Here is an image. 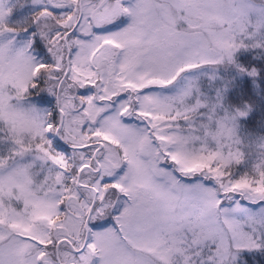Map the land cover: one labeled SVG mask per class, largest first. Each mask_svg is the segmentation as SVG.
I'll return each instance as SVG.
<instances>
[{
	"label": "snow or ice",
	"instance_id": "snow-or-ice-1",
	"mask_svg": "<svg viewBox=\"0 0 264 264\" xmlns=\"http://www.w3.org/2000/svg\"><path fill=\"white\" fill-rule=\"evenodd\" d=\"M30 2L17 26L0 4V264L264 252V138L231 80L203 87L260 75L237 54L264 49V0Z\"/></svg>",
	"mask_w": 264,
	"mask_h": 264
},
{
	"label": "trees",
	"instance_id": "trees-1",
	"mask_svg": "<svg viewBox=\"0 0 264 264\" xmlns=\"http://www.w3.org/2000/svg\"><path fill=\"white\" fill-rule=\"evenodd\" d=\"M8 8L13 9L12 15L8 18V23L12 26L23 25L25 20L31 16L35 9L30 0H7ZM23 5V6H22ZM237 60L248 68H256L260 75L253 79L247 76H239L235 69L225 70V80H231L232 84L225 94L224 105L230 111L236 109L251 111L246 119L240 121V133L246 142L255 145L264 138V49L242 50L237 54ZM204 79V90L205 88ZM224 83V82H223ZM217 88L223 86L220 82H214ZM221 85V86H220ZM210 96H215V92H208ZM36 103V100H33ZM38 107H47V104L37 103ZM237 264H264V252H242Z\"/></svg>",
	"mask_w": 264,
	"mask_h": 264
},
{
	"label": "rangeland",
	"instance_id": "rangeland-1",
	"mask_svg": "<svg viewBox=\"0 0 264 264\" xmlns=\"http://www.w3.org/2000/svg\"><path fill=\"white\" fill-rule=\"evenodd\" d=\"M0 4H2L5 8H8L7 0H0ZM219 76L222 77V78L225 77V72H223L222 69H220ZM224 80H225V78H224L223 80L218 79V80H216V81H217V82H220L221 85H222L223 82H224ZM203 84H204V82H203ZM221 85H220V86H221ZM205 88H206V90H207L208 92H210V93H211V92H212V93L215 92V91L212 89V88H215V85L210 86L208 80L205 82Z\"/></svg>",
	"mask_w": 264,
	"mask_h": 264
}]
</instances>
